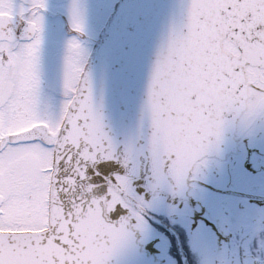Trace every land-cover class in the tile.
<instances>
[{
    "label": "snow or ice",
    "instance_id": "1",
    "mask_svg": "<svg viewBox=\"0 0 264 264\" xmlns=\"http://www.w3.org/2000/svg\"><path fill=\"white\" fill-rule=\"evenodd\" d=\"M264 237V0H0V264H228Z\"/></svg>",
    "mask_w": 264,
    "mask_h": 264
},
{
    "label": "flooded vegetation",
    "instance_id": "2",
    "mask_svg": "<svg viewBox=\"0 0 264 264\" xmlns=\"http://www.w3.org/2000/svg\"><path fill=\"white\" fill-rule=\"evenodd\" d=\"M228 264H264V237L254 232L234 237Z\"/></svg>",
    "mask_w": 264,
    "mask_h": 264
}]
</instances>
